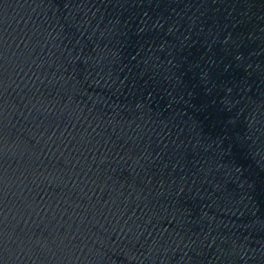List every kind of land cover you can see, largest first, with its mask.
I'll list each match as a JSON object with an SVG mask.
<instances>
[{
	"label": "water",
	"instance_id": "water-1",
	"mask_svg": "<svg viewBox=\"0 0 264 264\" xmlns=\"http://www.w3.org/2000/svg\"><path fill=\"white\" fill-rule=\"evenodd\" d=\"M0 264H264V0H0Z\"/></svg>",
	"mask_w": 264,
	"mask_h": 264
}]
</instances>
